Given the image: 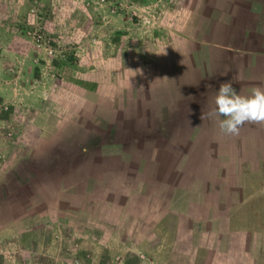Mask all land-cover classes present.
I'll use <instances>...</instances> for the list:
<instances>
[{
  "label": "rangeland",
  "instance_id": "obj_1",
  "mask_svg": "<svg viewBox=\"0 0 264 264\" xmlns=\"http://www.w3.org/2000/svg\"><path fill=\"white\" fill-rule=\"evenodd\" d=\"M219 2L0 0V264H161L188 213L241 231L210 264H264V125L201 119L233 48Z\"/></svg>",
  "mask_w": 264,
  "mask_h": 264
},
{
  "label": "crops",
  "instance_id": "obj_2",
  "mask_svg": "<svg viewBox=\"0 0 264 264\" xmlns=\"http://www.w3.org/2000/svg\"><path fill=\"white\" fill-rule=\"evenodd\" d=\"M219 3L239 7L240 10L237 8L235 12L233 11L234 16L230 15L231 20L228 23L219 25V33L226 34L224 45L233 48L222 50L224 53L221 54V58H225L226 63L223 61L219 62L223 67L219 73V79L213 85H217L219 90L221 83L231 82L237 92L243 91L248 86L251 87V90L260 85L264 86V66L258 68L256 64L255 66L252 65V67H249L250 65L245 67L241 64L247 48L249 49L247 43L252 42L254 44L256 42L253 39V33H264V29L262 30V25L264 26V18L262 17V14H264V0H225V2ZM210 5H215V2H211ZM257 6L262 9H255ZM225 64L227 65L224 68ZM223 68L225 72H223ZM212 82L213 80H211V84ZM211 84L208 83V85ZM204 121V127L209 128V132L219 131V129H216L220 128L219 122L213 121L212 115H206ZM193 123L191 122L190 124L192 125ZM191 209L194 210V208ZM181 213V208L173 206L170 207L169 212H166L167 215ZM188 215L190 218H185L182 215L177 217L176 225L172 230V240L168 245L163 241V237L156 235L155 249L168 246L165 259L162 260L161 264H194L196 261L195 250L198 249V246H201V249L205 251V255L207 252V256L202 260L203 264H210L215 261V255H218L219 252L220 255L223 254L225 256L222 261H227L225 254L227 247L228 250L230 246L241 248L242 241L237 242L238 239H242L241 231L237 229L230 230L225 223H219L215 226L214 232L211 233L213 225L209 221L198 219L197 216L193 218L189 213ZM155 225L154 228L158 229L157 222ZM209 236L211 237V245L210 247H205V245H208L206 239ZM212 253L213 257H211ZM192 260L194 262H191ZM234 262H237L236 259ZM216 264H221L218 259Z\"/></svg>",
  "mask_w": 264,
  "mask_h": 264
},
{
  "label": "clouds",
  "instance_id": "obj_3",
  "mask_svg": "<svg viewBox=\"0 0 264 264\" xmlns=\"http://www.w3.org/2000/svg\"><path fill=\"white\" fill-rule=\"evenodd\" d=\"M215 105L208 115L223 117L219 121V127L226 135L239 136L246 124L264 125V88L255 87L251 95L243 96L231 82L221 83ZM204 118L203 113L201 119Z\"/></svg>",
  "mask_w": 264,
  "mask_h": 264
},
{
  "label": "trees",
  "instance_id": "obj_4",
  "mask_svg": "<svg viewBox=\"0 0 264 264\" xmlns=\"http://www.w3.org/2000/svg\"><path fill=\"white\" fill-rule=\"evenodd\" d=\"M7 190V192H8V189H6Z\"/></svg>",
  "mask_w": 264,
  "mask_h": 264
}]
</instances>
